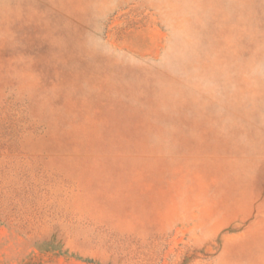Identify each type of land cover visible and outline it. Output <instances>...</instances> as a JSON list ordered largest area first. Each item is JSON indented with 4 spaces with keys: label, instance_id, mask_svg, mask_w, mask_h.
<instances>
[{
    "label": "rangeland",
    "instance_id": "374dc122",
    "mask_svg": "<svg viewBox=\"0 0 264 264\" xmlns=\"http://www.w3.org/2000/svg\"><path fill=\"white\" fill-rule=\"evenodd\" d=\"M0 264H264V0H0Z\"/></svg>",
    "mask_w": 264,
    "mask_h": 264
}]
</instances>
